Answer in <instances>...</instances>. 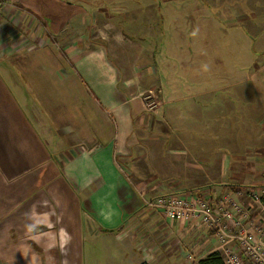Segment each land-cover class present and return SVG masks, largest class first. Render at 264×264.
Masks as SVG:
<instances>
[{"label":"crops","instance_id":"obj_1","mask_svg":"<svg viewBox=\"0 0 264 264\" xmlns=\"http://www.w3.org/2000/svg\"><path fill=\"white\" fill-rule=\"evenodd\" d=\"M0 1V104H8L10 94L23 105L24 118L33 119L31 124L36 133L44 134L56 147L64 142V151H67L63 167H103L105 164L109 169H117L118 176L110 170L99 175L102 194L97 195L96 203L106 207L102 214L107 219L118 218L114 226L120 229L119 239H130L131 247V236L141 243L142 257L137 264H197L199 259L213 252L216 248L206 250L209 243L205 241L202 227L167 220L161 212L146 206V201L178 186L186 190L215 185L210 193L220 196L241 186L264 182V176L255 178L257 167L251 160L254 146H262L258 150L264 151V114L257 120L261 129L255 131L261 135L257 134L254 139V131L248 132L255 144L245 149L244 142L238 140L235 111L237 102L243 97L250 101L249 105L256 98L259 108L264 110V96H261L264 95V0H215L214 4L207 2L209 0L167 1L162 4L165 14L161 19L159 15L151 19L141 17V7L136 4L134 11H129L133 12L130 24L124 28L130 33L116 22L99 16L112 12L122 16L127 14L125 5L111 8L105 0L102 10L93 22L90 20L92 27L89 30L79 31V23L72 25L69 16L71 24L63 29L59 27L58 33L56 29L55 36L41 18L43 12L38 0ZM231 1H235L234 14L231 15L229 10L226 15L223 5L228 6ZM62 2L74 7L78 0H51V5L57 7ZM153 8L156 6L149 5L146 9L153 12ZM255 8L261 9V15L257 14L261 22L263 20L259 29L255 28L258 25L254 27L252 14H248L249 9L253 14L259 11ZM124 18L126 20V16ZM87 21L83 17L79 22ZM147 24L152 25L154 32L153 36L149 35L154 41L151 49H146L139 42L143 39L138 37L148 35ZM49 39L55 41L54 47L50 46ZM47 54L50 65L46 58H39V55ZM257 58H260L258 63ZM62 64L74 70L73 82L66 72L68 68H62ZM256 64L260 79L255 80ZM205 72L209 73L208 79L204 77ZM79 73L85 76L87 83L85 88H80L86 102H82V108H76L75 124L70 126V133H58L57 129L65 128L67 123L55 120L54 124L49 122L52 126L48 124L37 106L41 97V103L49 99L45 85H38L43 91H34L35 95H32L29 89L35 85L33 77L41 75L42 83H45L47 75H57L63 78L60 83L64 82V86L67 80L78 86ZM210 85L213 89H209ZM151 86H162L165 91V104L154 116L146 110L147 94L144 92L152 89ZM211 91L216 93L209 97L212 98L210 103L204 106L207 112H203L200 99L202 94ZM76 96L75 92L74 103L78 101ZM28 104L34 107L27 114ZM245 104L242 110L248 111V103ZM7 109L4 114L0 112V153L15 151L4 149V143H7L2 135L5 120L14 119L10 107ZM87 115L91 116V122L85 120ZM250 116L253 117L252 110ZM200 121L204 122L201 127ZM226 125L230 128L222 130L221 127ZM31 134L24 137L30 138ZM223 135L227 136L225 140L232 144L233 151L221 152L216 138H220L221 144ZM216 156L221 157L220 160ZM8 157L1 154L2 167L9 168L8 164H12L6 160ZM256 158L264 164L263 156ZM120 161L133 170L121 168ZM125 171L132 174L139 185L137 193L132 192L134 195L121 193L111 180L112 174L119 183ZM110 195L118 200L117 206L110 203ZM13 227L11 222L3 227L11 240ZM21 229L23 241L29 232L24 233ZM178 243L182 248L183 244L194 245V261L186 258L184 250L182 256ZM133 249L137 251L135 247ZM3 254L0 253V257H5L3 264L10 260L15 262L16 259L7 253Z\"/></svg>","mask_w":264,"mask_h":264},{"label":"rangeland","instance_id":"obj_2","mask_svg":"<svg viewBox=\"0 0 264 264\" xmlns=\"http://www.w3.org/2000/svg\"><path fill=\"white\" fill-rule=\"evenodd\" d=\"M43 1L44 2L42 3L41 0H38L39 4L42 6L41 9L43 12V17L41 18L46 23V26L48 27L47 30L53 36H55L54 32L56 29V32L58 33L59 27H62L63 29L65 26L71 24V17L72 25L79 23V31L82 32L83 30H86V28L89 30V28L92 27L90 20L93 22V18L99 14L98 11L102 10L101 6L103 2L106 3L105 0H78L74 7H70L64 2L59 3L57 7L56 5L55 7H52L51 0ZM167 1L176 0H108V7L111 8L113 5H125L128 10L127 14L122 16L118 15V13L112 12L110 14H101L99 16L116 22L124 29L126 28V25L130 24V18H132V15L130 14L133 12L129 13V11H134L133 9H135L136 4L141 7V17L151 19L156 17V15H159V18L161 19V17L165 14V8L162 4H165ZM238 1L245 2L247 0ZM207 2L214 4L215 0H209ZM233 2L235 1L229 2L228 6L223 5V10L226 15H229V13L226 12L229 10L231 11H229L231 15L234 14ZM149 5L156 6L155 9L153 8V12L146 9ZM221 12L223 14V11ZM260 12L261 9H259V11L256 10L254 14L250 9L248 11V14H252L251 18L255 23L254 27L258 25L255 27L258 29L262 27L261 25L263 22V20L261 22V17H259V15H261ZM150 15L152 16L150 17ZM124 16H126V20H124ZM83 17H85L86 21L88 20V23L79 22ZM250 20L251 19H249V21ZM147 27L149 28L147 31L148 35H138L140 39H143L139 42L146 47V49L154 45V41L151 40L149 36H153L154 34L151 29L152 25L147 24ZM125 31L130 33L129 29H126ZM135 33L137 35V32ZM157 38L161 39V37ZM51 41L52 40L49 39V42L51 43L50 46L54 47L52 43H55V41ZM57 42L59 44V41ZM256 48L258 49L257 46ZM135 52L137 53V51ZM39 58H46L47 64H51L50 56L48 54L39 55ZM144 58L145 56L141 57V60ZM256 62H260V58H257ZM67 63L69 65V62ZM66 65L62 64V68H68L66 69V72L72 76L71 79L73 82L75 80V72L73 69L71 70L70 66L66 67ZM254 68L255 71L253 72V76L255 80L260 79L258 65L256 64ZM208 74L209 73L207 72L204 73V77L206 76L207 79ZM84 75H80V73L77 75L79 83L78 86L71 84L68 80L66 81V86H64V82L60 83L63 78H59L57 75H47L45 83H42L44 79H42L41 75H39V78L33 77L35 85L31 86L29 89L32 95H35L34 91L42 90V88L38 87V85H45V90L49 99L47 102L41 103L43 98L41 97L37 106L40 107L41 112L45 115L48 124L52 126L49 122L54 124L55 120L58 122L65 120L67 123L65 128L59 127L60 129H57L58 133H70V126L75 124L76 108H82V102H86L85 94L80 91V88H85L87 86ZM211 75H215V73H211ZM212 79L216 78L212 77ZM70 85H72L71 89ZM151 87L152 89H146L147 91L144 92L147 95H150V90H152L153 93L157 95V99L148 100L151 107L148 106V103L147 105L145 103V105L147 112H152L151 114L154 116L158 113L157 111H159V108L163 107L165 104L163 96L165 91L162 86ZM209 89H213V87L210 85ZM256 89L258 91L260 90L259 87ZM238 90L241 89L239 88ZM75 92L77 93L76 97L78 98L76 103H74L73 100ZM215 93L216 92L211 91L205 93V95L202 94L200 105L203 108V112H207L204 106L208 105L209 99H212L209 97ZM8 95L11 98L9 97L8 104H0V112L3 114L6 113L8 106L10 107L9 112H13L14 119L12 118L11 120L9 118L5 120V128L2 135H5L7 140V143H4V149L12 151L13 148L15 151L0 153V157L1 154H4L7 157L9 156L6 160L11 161L13 164H8L9 168L2 167V160L0 158V213H2L0 215V253H7V256L16 260L15 262L13 260H10L11 262L6 260L7 263L5 264H137L136 261L142 257L141 252H139L141 249V243H139L138 240L135 241V237L131 236L133 247L137 249V251H135L129 244L130 239H119L118 235L121 234L120 229H118L117 226H114V224L118 222V218L113 217V221L107 219L102 214V210H107L106 207L102 204L96 203L97 195L102 194L101 187L98 185L99 175L102 172H106L107 170L109 172L110 170V173L114 172L118 176L119 173L117 169L114 167L109 169V166L107 165L106 167L105 164L103 167H97L95 165L91 167L86 165H84V167H80L79 165V168L70 167V165H68V167H63L62 161H64V155L66 154L65 151H67H64V148L66 147L64 142L56 147L51 144V140L44 136V134L43 136L40 134V136L36 133L33 125L31 124L33 119L30 117H27V119L24 118L25 114L22 108L23 105L20 104V102H16L14 98L12 99L10 94ZM261 96H264L263 93ZM1 97L2 96L0 94V100ZM231 101L235 102L233 97H231ZM245 102L248 103V111L242 110V108L247 105ZM249 102V100L243 97V100H239L237 102L238 104L236 103L237 105L235 110L236 117L238 118L236 119V126L239 128L237 130V132H239L238 140L244 142L243 147L245 149L250 148V146L255 144L248 132L254 131L256 136H254V139L257 138V134L261 135L259 132L255 131H259L261 129V125L258 124L259 121L257 120H261L262 115L264 114V110L262 107L259 108L260 104L257 103L256 98H254L253 104L250 103L249 105ZM32 107H34L33 104H28L27 108L24 106L27 114ZM251 110L253 117L250 116ZM90 112H92L91 109ZM30 115H32V112H30ZM206 116L207 115H205V118ZM229 117H231V114ZM84 118L85 120H89L91 122V116L87 115L84 116ZM200 122L202 124H200L199 127L204 125L203 121ZM233 122L234 121L232 120V123ZM262 123L264 125V120ZM221 128L226 131V129H229L230 126L226 125ZM28 133H32L30 138L24 137ZM226 137L227 136L223 135L221 144L220 138H216L217 144L221 146L222 153H226L228 150H230V152L233 151V146L225 140ZM260 147L262 146H254L251 153L253 155L251 160L254 161L256 164L255 166L257 167L255 169V178L258 176H264V164L256 161V157H264V155H262L264 151L258 150ZM52 148H54V150ZM248 154L250 159V151ZM220 158L221 157L216 156L217 160H220ZM258 163H260V165H258ZM120 165L122 166L121 168L132 169L130 165L121 161ZM242 171L244 172V170ZM124 174L125 176H122L124 179L122 178L119 183L116 182L118 180H114L117 179V177H114V175L112 176V174L110 175L111 180L116 184L117 190L121 193H137L136 188L139 187V185L135 182L133 175L127 173V171H125ZM86 182L89 183L86 184ZM108 185L111 184L108 183ZM176 185L178 186V184ZM213 186L215 185L208 184L202 187L208 188V191H211ZM178 187H175L172 191L183 190ZM100 190L101 193L99 192ZM166 192L168 191H164L162 194H165ZM6 197L8 199H6ZM112 199L113 197L110 195V203L113 202L115 206H117L118 200ZM10 222L14 224L13 231L11 233L13 240L9 239L8 232L3 229L4 225L6 226V224ZM21 227L23 228L24 233L29 232L28 236H26L27 238L24 236L25 239H23V241L21 239ZM204 232L206 236L205 241L209 243V245H206V250L215 248L216 245L213 244L212 240H209L211 232L209 230ZM147 242L148 240L146 243ZM24 243L26 245L21 247ZM180 246H178L179 250L184 257L182 244ZM146 248L147 247L143 249ZM190 250L192 252L195 249L190 248ZM2 260H5V257H0L1 264H3Z\"/></svg>","mask_w":264,"mask_h":264},{"label":"built area","instance_id":"obj_3","mask_svg":"<svg viewBox=\"0 0 264 264\" xmlns=\"http://www.w3.org/2000/svg\"><path fill=\"white\" fill-rule=\"evenodd\" d=\"M150 99H157L152 90L145 99L149 107ZM210 192L205 187L171 191L148 199L146 206L172 222L209 230L214 251L222 254L226 264H264V182L220 196ZM183 246L186 258L194 261L195 252L190 250L194 245Z\"/></svg>","mask_w":264,"mask_h":264},{"label":"trees","instance_id":"obj_4","mask_svg":"<svg viewBox=\"0 0 264 264\" xmlns=\"http://www.w3.org/2000/svg\"><path fill=\"white\" fill-rule=\"evenodd\" d=\"M197 264H226V262L219 251H213L204 258L199 259Z\"/></svg>","mask_w":264,"mask_h":264}]
</instances>
